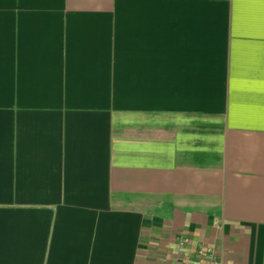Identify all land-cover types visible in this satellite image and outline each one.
I'll use <instances>...</instances> for the list:
<instances>
[{"label": "crops", "instance_id": "1", "mask_svg": "<svg viewBox=\"0 0 264 264\" xmlns=\"http://www.w3.org/2000/svg\"><path fill=\"white\" fill-rule=\"evenodd\" d=\"M154 246L264 264V0H0V264Z\"/></svg>", "mask_w": 264, "mask_h": 264}, {"label": "built area", "instance_id": "2", "mask_svg": "<svg viewBox=\"0 0 264 264\" xmlns=\"http://www.w3.org/2000/svg\"><path fill=\"white\" fill-rule=\"evenodd\" d=\"M187 243L185 238L178 240L179 247H184ZM175 264H223L222 258L210 248H200L194 252L192 258L185 257Z\"/></svg>", "mask_w": 264, "mask_h": 264}, {"label": "rangeland", "instance_id": "3", "mask_svg": "<svg viewBox=\"0 0 264 264\" xmlns=\"http://www.w3.org/2000/svg\"><path fill=\"white\" fill-rule=\"evenodd\" d=\"M155 237L157 239H161V234H157V235H155ZM153 241H154V238H153ZM149 253H150V255H147L146 257L153 259V261L155 262L154 264H163L164 263L165 253L163 254V252L161 251L160 248L154 246V248L151 251H149Z\"/></svg>", "mask_w": 264, "mask_h": 264}]
</instances>
